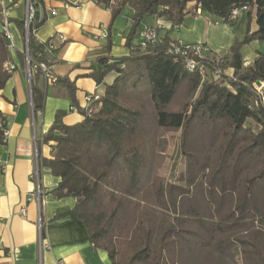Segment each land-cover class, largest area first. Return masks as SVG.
Wrapping results in <instances>:
<instances>
[{
	"label": "trees",
	"instance_id": "obj_1",
	"mask_svg": "<svg viewBox=\"0 0 264 264\" xmlns=\"http://www.w3.org/2000/svg\"><path fill=\"white\" fill-rule=\"evenodd\" d=\"M94 2L110 11L109 29L124 8L131 10L128 48L146 17L163 19L173 29L186 16H198L197 8L223 24L232 9L246 7L250 17L255 8L257 30H248L223 57L206 62L204 78L168 53L167 33L161 44L132 48L126 57H99L90 77L101 84L115 71L114 82L90 114L78 108L83 121L64 125V113L57 112L42 136L51 158L40 163L60 180L50 194L75 200L73 211L89 241L112 264H264V104L253 89L264 80V54L244 67L240 53L253 40L264 42V0ZM15 23L23 36V22ZM111 45L109 33L106 52ZM28 53L30 68L40 62L49 66L43 45L35 44L31 33ZM9 62L0 29V92L11 76L4 67ZM216 67L233 68V77L212 81ZM39 74L35 70L30 79L34 112L42 110L46 97L35 84ZM58 83L78 107L74 84L67 77L55 78L53 84ZM5 130L4 124L0 144ZM167 132L180 133L177 156L183 172L177 180L160 174Z\"/></svg>",
	"mask_w": 264,
	"mask_h": 264
},
{
	"label": "crops",
	"instance_id": "obj_2",
	"mask_svg": "<svg viewBox=\"0 0 264 264\" xmlns=\"http://www.w3.org/2000/svg\"><path fill=\"white\" fill-rule=\"evenodd\" d=\"M40 1L45 21L37 28L34 42L39 45L54 43L53 49L43 50V57L49 63L52 76L56 79L67 77L74 84L77 108H82L86 94L101 98L117 77V73L111 71L101 84H97L90 77L96 60L105 55L119 59L128 56L132 48L143 49L139 34L144 27L162 26L160 35L167 33L172 41L206 44L214 57H223L235 42L243 40L248 30L249 33L257 30L255 8L250 17L242 11L234 21L222 26L215 25L216 18L193 16L186 27L188 31H183L182 25L170 29L163 19L151 16L142 21L128 48L126 39L132 27L129 8H124L109 29L110 11L92 0L80 4L64 0ZM13 3L6 16L15 46L10 53L16 69L0 92V112L7 131L4 143L0 144V264H112L107 253L89 241L86 228L73 211L75 200L58 199L50 194L60 180L40 163L41 159L51 158V146L42 142V136L52 126L57 112L64 113L61 121L68 126L80 123L84 116L72 110L74 106L64 96V86L49 84L43 74L37 76L35 84L45 91L46 97L42 110L34 112L27 65L19 57L23 36L15 23L23 21L26 2L13 0ZM198 23L201 24L199 36L189 38V32L195 33ZM109 33L112 45L106 52ZM240 53L244 67H248L259 54H264V42L253 40L242 46ZM32 74L34 72L30 79ZM223 74L232 78L234 69L226 68ZM262 95L264 97V87ZM36 161L37 181L30 178ZM22 210L25 215L21 214Z\"/></svg>",
	"mask_w": 264,
	"mask_h": 264
},
{
	"label": "built area",
	"instance_id": "obj_3",
	"mask_svg": "<svg viewBox=\"0 0 264 264\" xmlns=\"http://www.w3.org/2000/svg\"><path fill=\"white\" fill-rule=\"evenodd\" d=\"M68 3L73 4H80L83 3L86 0H64ZM95 1V0H92ZM26 6H25V16L23 19V50L22 55L24 57V60L27 65V78L28 82L30 83V76L31 72H34L37 69H40L42 74L44 75L46 81L49 84H53L55 81V77L52 76L50 73V68L45 63H35L32 68H30L29 62L30 57L28 53V36L31 33L33 36L36 32V24L41 22V20L44 17V9L42 6V3L34 1V0H25ZM12 6H14L13 0H0V29L5 35L7 41H8V47L10 50L14 49V43L12 39V35L10 33L9 29V21L6 16V12L8 9H10ZM246 7L242 8H234L226 18V22H232L234 21L242 11H246ZM196 14L200 16L201 10L199 8L196 9ZM222 23V21L215 22V25H218ZM164 27L162 26H155V27H144L140 31V38H141V47L145 49L148 45H156L161 44L163 42V36L160 35V29ZM62 40V38H61ZM55 47L53 42H48L46 45H43L44 49H53ZM168 53L173 54L176 57L183 58L185 62V68L189 72L197 71L201 73V75L206 77L205 70H206V62L213 59V55L211 50L206 46V44H195V45H188L183 43L181 40L172 41L169 44ZM216 63L219 61L218 58H215ZM111 63V60L108 61V64ZM5 70L12 73L16 67L12 62L5 64ZM223 71L219 69L218 67L214 68L210 74L211 80L220 83L223 81ZM264 87V80L259 81L257 83L253 84V89L255 93L259 96L262 104H264V97L262 95V89ZM100 100V97L98 95H92V94H86L84 96V104L82 105V108L84 111H86L87 114H90L92 112V105L94 103H97ZM73 111H78L77 107H74L72 109ZM38 113V112H37ZM4 125V122H0V127ZM7 131L4 132V137H6ZM36 142V138L34 136V143ZM38 177V163L35 162L34 171L31 174L30 178L37 181ZM39 190L38 186L36 189V197L37 200L39 199ZM22 215H25V211H21ZM44 246L48 248V244L44 243ZM60 264V263H58Z\"/></svg>",
	"mask_w": 264,
	"mask_h": 264
},
{
	"label": "rangeland",
	"instance_id": "obj_4",
	"mask_svg": "<svg viewBox=\"0 0 264 264\" xmlns=\"http://www.w3.org/2000/svg\"><path fill=\"white\" fill-rule=\"evenodd\" d=\"M193 19H194L193 16H189V17L187 16L186 19H184L181 24L182 25L181 29L183 31L187 30L188 28L186 27L188 26V24H190V22L193 21ZM200 20L201 22H205L203 19H200ZM222 25L223 23H220V26ZM200 30H201V24L198 23L196 27V32L195 33L189 32L190 34L189 38H197L200 34ZM179 136H180L179 132H167L164 135L166 142H167V148L164 154L165 156L164 165L160 170V174L168 180H177L179 175L183 172V163L181 160L178 159V156H177ZM173 164H176V169L174 171L172 170Z\"/></svg>",
	"mask_w": 264,
	"mask_h": 264
}]
</instances>
